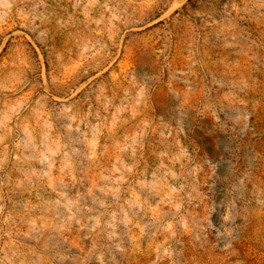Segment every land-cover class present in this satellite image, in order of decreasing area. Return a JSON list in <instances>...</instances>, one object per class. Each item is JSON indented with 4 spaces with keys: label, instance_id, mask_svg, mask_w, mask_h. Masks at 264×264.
<instances>
[{
    "label": "rangeland",
    "instance_id": "1",
    "mask_svg": "<svg viewBox=\"0 0 264 264\" xmlns=\"http://www.w3.org/2000/svg\"><path fill=\"white\" fill-rule=\"evenodd\" d=\"M0 264H264V0H0Z\"/></svg>",
    "mask_w": 264,
    "mask_h": 264
}]
</instances>
